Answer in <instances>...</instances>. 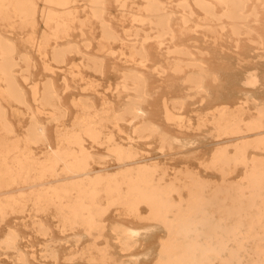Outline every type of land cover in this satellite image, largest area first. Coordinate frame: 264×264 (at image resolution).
Segmentation results:
<instances>
[{"label":"bare ground","instance_id":"bare-ground-1","mask_svg":"<svg viewBox=\"0 0 264 264\" xmlns=\"http://www.w3.org/2000/svg\"><path fill=\"white\" fill-rule=\"evenodd\" d=\"M44 3L0 0V225L11 213L53 214L62 230L94 240L72 261L137 263L119 259L113 245L129 255L161 229L155 264H264V0ZM113 6L130 21L123 31ZM95 25L100 37L91 35ZM17 28L28 30L29 46L13 36ZM201 31L213 48L181 42ZM115 57L124 63L112 67L120 77L108 86L110 98L99 87ZM198 108L206 109L198 127L209 125L220 144L206 166L222 182L172 172L143 148L166 156L197 144L171 128L192 127L184 113ZM20 115L27 119L21 133L12 120ZM240 167L242 179L229 181ZM35 226L50 234L43 219ZM18 240L10 230L3 244L16 250Z\"/></svg>","mask_w":264,"mask_h":264},{"label":"rangeland","instance_id":"rangeland-1","mask_svg":"<svg viewBox=\"0 0 264 264\" xmlns=\"http://www.w3.org/2000/svg\"><path fill=\"white\" fill-rule=\"evenodd\" d=\"M39 7L45 6L44 0H36ZM82 2V1H80ZM112 11L116 17L115 23L119 26L120 31H123L124 27L130 25V21L126 20L125 22L120 19V11L113 6ZM199 14H201L199 12ZM44 26L42 22H40L38 32H42ZM95 30L92 32L91 35L96 37H100L101 32L98 25H95ZM28 30H20L16 29L13 32V36L18 38L21 43L27 45V42L24 41L22 38L26 37ZM78 36V35H77ZM213 38L210 36H204V32L201 31L200 33L195 32H187L181 35V42L186 43L188 45L197 44L203 47H211L213 48ZM29 46V45H27ZM121 46L120 43L114 44L116 49H119ZM98 40L95 39L93 43V50L96 51L98 49ZM217 54H215V57ZM214 57V58H215ZM217 63L220 65L222 61L218 60V57L215 58ZM227 63L223 62V65L235 67L237 68L238 65L232 61H228ZM124 59L121 57L111 58L109 61L110 70L105 79H102V86H100V93L106 94L108 97H113L111 94V90L108 89L110 83H116L119 80L120 75L118 72L113 70V66L118 64L120 66L123 65ZM78 61V60H77ZM228 64V65H227ZM42 65L40 63L39 69L37 71V77L40 76L42 73ZM85 75L91 78L89 72L85 71ZM57 80L61 83V73L60 71L57 74ZM78 78V79H77ZM76 78L77 83L79 86L85 81L80 80L79 77ZM75 94H77L76 89H72L67 93V100H70ZM199 111L195 109L188 110L184 113L185 117L191 118L192 127L189 128H179L177 126H173L171 129L175 132H182L187 137L195 138L197 140V144L193 145L192 147L186 148H176L175 150L171 151L169 155H161L156 148H151L148 145H143V148L148 150V156L152 157L153 160H159L161 163L168 166L171 171L174 170H185L190 169L193 171L199 172L205 179L210 181H223V175L214 169H211L206 166V164L211 160L214 152L216 151L217 147L220 145L217 143V138L209 135L210 126L207 125L206 127L199 128L198 127V114L205 113V108H198ZM12 114V112H11ZM72 115H75V111H72ZM12 116V115H11ZM12 120L17 125L18 131L21 133L23 132V126L27 124V119L23 118L21 115L17 118L12 117ZM73 119L66 120L65 124L70 126L72 125ZM55 124H51L49 128V133L52 140H55ZM255 152H253L254 154ZM152 160V159H151ZM115 162L110 163V167L114 170L116 167ZM245 170L243 167L238 168L234 173L228 176L229 181H239L242 179ZM145 214L147 213L146 210L143 211ZM118 212L113 211L111 213V220L116 219ZM43 219L47 225L50 226V234L48 236H44L37 232L35 221L39 219ZM128 222L133 223H140L139 220L128 218L126 219ZM145 222H141L143 224ZM10 230H15L19 234L18 240V248L16 250L7 249L4 244L3 240L5 239L7 233ZM82 237L80 242H77V239ZM165 237V232L161 229H156L151 235L147 236L146 238L139 241L137 246L132 249L129 255H121L118 251V247L113 245V252L117 254V257L121 260H136L138 262L134 264H155L158 257V252L160 249L161 240ZM94 240L89 236L80 235L78 231H71V230H62L58 219L53 215H38V216H31L29 212L24 214L21 213H11L6 218V220L0 225V264H24L20 260V253L24 254L26 257V264H108L102 262H94L87 258L77 257L75 260H70L69 257L72 254H76L81 252V250L85 249L89 244L93 243ZM99 246H104L105 241L100 240L97 242ZM150 251V252H149ZM53 252L56 254L53 257ZM148 252V254L146 253ZM144 254V255H142ZM142 256V257H141ZM148 256V257H147Z\"/></svg>","mask_w":264,"mask_h":264}]
</instances>
